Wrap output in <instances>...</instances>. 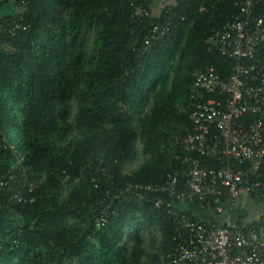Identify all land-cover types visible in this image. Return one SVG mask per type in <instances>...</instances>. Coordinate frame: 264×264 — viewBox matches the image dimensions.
<instances>
[{
    "label": "trees",
    "instance_id": "obj_1",
    "mask_svg": "<svg viewBox=\"0 0 264 264\" xmlns=\"http://www.w3.org/2000/svg\"><path fill=\"white\" fill-rule=\"evenodd\" d=\"M26 1L6 18L26 29L0 30V173L30 182L34 200L0 188V264H173V219L122 188L182 167L174 136L192 129L194 72L231 74L210 36L235 0H174L159 15L153 0ZM158 24L169 29L147 47ZM146 228L160 233L150 249Z\"/></svg>",
    "mask_w": 264,
    "mask_h": 264
},
{
    "label": "built area",
    "instance_id": "obj_2",
    "mask_svg": "<svg viewBox=\"0 0 264 264\" xmlns=\"http://www.w3.org/2000/svg\"><path fill=\"white\" fill-rule=\"evenodd\" d=\"M12 1L26 8V0ZM235 5L238 15L210 36L211 46L233 59L230 76H220L213 67L199 68L182 108L192 123L191 130L174 136L184 151L177 155L182 167L159 181L129 182L122 188L130 201H147L173 219L168 254L173 264H264V226L204 216L222 212L225 199L232 202L241 191L257 201L264 198V0H235ZM6 18L0 30L7 36L27 27L22 14ZM168 29L167 24L152 26L147 47ZM206 158L218 166L204 165ZM19 169L23 177L24 168ZM13 178L0 173V188L7 187L10 199L32 202L33 185L12 184Z\"/></svg>",
    "mask_w": 264,
    "mask_h": 264
},
{
    "label": "crops",
    "instance_id": "obj_3",
    "mask_svg": "<svg viewBox=\"0 0 264 264\" xmlns=\"http://www.w3.org/2000/svg\"><path fill=\"white\" fill-rule=\"evenodd\" d=\"M173 2H174V0H153L151 3L152 11L155 15H159L163 9H165L168 5H170ZM18 10H19V7L14 1H12V0H0V28L2 26L3 20L12 14H15ZM244 195L246 196L247 194L244 193ZM245 196H244L243 200H245ZM237 203L238 202H236V201L234 203V200L232 202H229L228 199H225L224 208H223L222 212H218V213H216L214 211L205 212L206 214L204 216L211 217L212 219H214L216 221H222L227 216H230L233 218L240 219L246 225H250L254 221H257L264 216V198L262 200L257 201L258 205L256 207H254L252 209V211L247 213L245 217H243L239 213H237L236 208L234 211L233 205H235Z\"/></svg>",
    "mask_w": 264,
    "mask_h": 264
},
{
    "label": "rangeland",
    "instance_id": "obj_4",
    "mask_svg": "<svg viewBox=\"0 0 264 264\" xmlns=\"http://www.w3.org/2000/svg\"><path fill=\"white\" fill-rule=\"evenodd\" d=\"M137 147H138V151H139V158L137 160H135L133 162H129L125 165V170L128 172L132 171L143 160V155L140 153L141 149H142L140 142H138ZM244 193L247 195L245 196ZM244 196H245V200H243ZM235 201L238 203L233 205L234 211L236 208V212L239 213L243 217H245L247 213L252 211V209L258 205L255 198L250 193H248L246 191H241L240 194L234 198V203H235ZM229 202H231V201H229ZM153 234L155 235L156 239L157 238H158V240L160 239V233H159V231H157V229L155 230V228H154V229H151V231H150V229L146 228V230L144 231L145 246L147 249L151 248V236Z\"/></svg>",
    "mask_w": 264,
    "mask_h": 264
},
{
    "label": "water",
    "instance_id": "obj_5",
    "mask_svg": "<svg viewBox=\"0 0 264 264\" xmlns=\"http://www.w3.org/2000/svg\"><path fill=\"white\" fill-rule=\"evenodd\" d=\"M185 208H186V204L183 205V210H185Z\"/></svg>",
    "mask_w": 264,
    "mask_h": 264
}]
</instances>
